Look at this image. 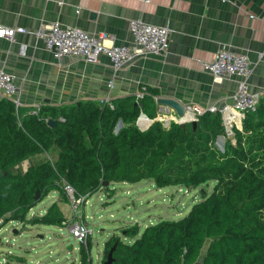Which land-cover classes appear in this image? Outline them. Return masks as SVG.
Returning <instances> with one entry per match:
<instances>
[{"label": "trees", "instance_id": "obj_1", "mask_svg": "<svg viewBox=\"0 0 264 264\" xmlns=\"http://www.w3.org/2000/svg\"><path fill=\"white\" fill-rule=\"evenodd\" d=\"M139 89L141 100L137 95L113 100V109L83 100L44 105L38 115L28 113L34 106L17 110L0 97V229L14 221L26 224V215L65 184L87 199L117 182L186 189L214 182L213 191H202V200L179 220H161L140 236L136 225L116 230L134 241L126 244L112 235L102 264L115 244L111 264H264V98L241 129L234 128L235 143L227 139L222 152L216 147L225 136L219 112L198 116L195 128L192 122L165 126L157 119L160 91ZM141 114L154 120L145 130L136 125ZM50 118L59 121L56 128L48 126ZM53 147L59 151L56 162H29ZM65 221L54 203L33 224ZM87 241L80 248L81 264H92L90 237Z\"/></svg>", "mask_w": 264, "mask_h": 264}, {"label": "crops", "instance_id": "obj_2", "mask_svg": "<svg viewBox=\"0 0 264 264\" xmlns=\"http://www.w3.org/2000/svg\"><path fill=\"white\" fill-rule=\"evenodd\" d=\"M131 19L168 27V52L139 56L117 71L104 55L98 64L55 59L38 36L44 26L58 23L104 36L107 46L131 44ZM0 27L27 29L14 41L0 38V69L14 77L24 111L28 106L42 108L83 100L112 102L137 95L140 85L156 88L158 98L173 99L184 107L204 110L215 105L220 109L232 105L237 79L216 78L201 62L212 61L222 49L249 55L253 69L250 89L264 98V0H0ZM158 106V118L172 122L177 117L172 109ZM136 125L140 128L138 120ZM46 153L31 157L29 162L39 165L58 160L59 153L54 161ZM116 230L104 248L114 234L126 244L134 241ZM25 232L14 230L19 237ZM19 248L29 251L25 242ZM20 258L8 256L5 261L27 264L25 256ZM103 258L104 249L92 264H102Z\"/></svg>", "mask_w": 264, "mask_h": 264}, {"label": "rangeland", "instance_id": "obj_3", "mask_svg": "<svg viewBox=\"0 0 264 264\" xmlns=\"http://www.w3.org/2000/svg\"><path fill=\"white\" fill-rule=\"evenodd\" d=\"M226 141L224 136L220 137L216 147L222 151ZM47 152L52 161L56 160L59 153L56 147ZM44 153L39 155L44 157L47 155ZM28 166L29 162H26L22 169L26 170ZM214 186L215 183L210 182L209 185L192 189L176 186L158 188L150 181L117 182L109 189H103L90 198L81 200L79 216H75V207L65 190H53L26 215V224L14 221L0 229V261L6 264L8 256L20 260V257L25 256L27 264H80V248L87 247L88 241L81 245L68 230L69 224L78 220L87 224L92 232L89 235L93 245L91 257L96 263L103 252L104 242L116 228L136 225L143 232L148 225L157 224L161 220H179L190 212L195 203L202 200V191L211 193ZM54 203L63 212L66 225L33 224ZM25 229L22 237L14 233V230ZM117 233L120 234L119 231ZM24 242L29 247L28 252L19 248ZM14 255L17 256L13 257Z\"/></svg>", "mask_w": 264, "mask_h": 264}, {"label": "built area", "instance_id": "obj_4", "mask_svg": "<svg viewBox=\"0 0 264 264\" xmlns=\"http://www.w3.org/2000/svg\"><path fill=\"white\" fill-rule=\"evenodd\" d=\"M148 2V0H144ZM128 29L133 37L131 44L107 46L104 36H94L78 27H63L58 23L44 26L38 36L43 40L45 48L54 56L55 59L85 60L91 64H98L101 56L110 59L114 70H121L139 56L146 55H165L169 48L170 30L166 26L149 24L142 19H131ZM27 33L25 28H6L0 27V38L14 41L18 34ZM204 69L216 78H236L238 82L237 90L233 96L232 105H224L219 109L212 105L207 109L193 106H186L187 113L192 114L196 120L198 116L205 112L220 113L225 127V139L235 143L234 128L241 129L242 121L247 113H255L258 110L261 97L259 93L252 92L249 80L253 74L252 64L249 55L246 53L234 52L229 49L219 50L212 61L201 62ZM110 87L113 84L109 83ZM0 97L11 100L16 109L23 108L24 104L20 100L19 91L15 79L11 74L0 69ZM144 97L143 92L137 94V99ZM101 104H109L113 109L111 100H101ZM40 106L29 114L38 115ZM165 126H169L171 119L159 117ZM62 119V118H61ZM174 122L181 124L178 117L172 118ZM145 121L144 123H142ZM152 120L141 115L138 119L140 129L145 130ZM224 147L222 148V152ZM64 190L71 198L75 207V216H79L78 207L84 197L77 198L74 188L65 184ZM77 208V209H76ZM19 224V223H18ZM69 234L81 245L85 244L89 238L91 230L87 224L75 221L69 224Z\"/></svg>", "mask_w": 264, "mask_h": 264}, {"label": "water", "instance_id": "obj_5", "mask_svg": "<svg viewBox=\"0 0 264 264\" xmlns=\"http://www.w3.org/2000/svg\"><path fill=\"white\" fill-rule=\"evenodd\" d=\"M157 103L162 107H167L169 109H172L175 111L178 119L182 121L181 125H185L188 122H192L194 128L196 127V120L194 119L192 114L187 113L185 107L180 104L179 102L173 100V99H168V98H157ZM138 105V103H136ZM222 108V107H221ZM48 126L52 128H56L59 124V121L57 119H48L47 121ZM107 185V184H105ZM41 196H40V191H36V196H35V201L38 202L40 201ZM117 244H115L111 250L108 253L107 260L105 261V264H111L113 261V253L114 250L116 249ZM202 259V258H201Z\"/></svg>", "mask_w": 264, "mask_h": 264}, {"label": "clouds", "instance_id": "obj_6", "mask_svg": "<svg viewBox=\"0 0 264 264\" xmlns=\"http://www.w3.org/2000/svg\"><path fill=\"white\" fill-rule=\"evenodd\" d=\"M137 103H138V102H137ZM141 115H143V114H141ZM144 116H145V115H144ZM158 119H159V118H158ZM172 122H174V121H172ZM65 222H66V221H65ZM65 222H64V223H65ZM63 225L65 226L66 224H63ZM81 247H82V246H81Z\"/></svg>", "mask_w": 264, "mask_h": 264}]
</instances>
